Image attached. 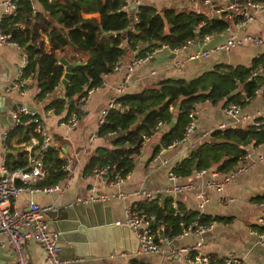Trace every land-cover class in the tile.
I'll return each instance as SVG.
<instances>
[{
    "label": "crops",
    "instance_id": "0c3cea01",
    "mask_svg": "<svg viewBox=\"0 0 264 264\" xmlns=\"http://www.w3.org/2000/svg\"><path fill=\"white\" fill-rule=\"evenodd\" d=\"M0 0V17L2 6ZM33 1V0H32ZM128 8L135 9L139 4L135 0H123ZM147 4L155 12L165 10L175 12L196 11L208 18L218 16L215 9L223 5L222 0H212L204 4L203 0H142L140 4ZM88 14H83L87 17ZM91 16L97 18L96 13ZM250 35L264 38V11L257 12L253 18L242 26L229 24L224 31L212 33L207 39L192 41L176 52L165 47H157L148 55V58L135 66L130 73L129 82L123 94L137 93L145 87L165 78L191 79L205 71L211 70L215 65L248 66L251 60L263 55L262 46L246 43L231 47L221 53H211L204 58L187 59L190 53L198 50L209 49L224 42L231 35ZM24 50L10 45H0V168L7 170L11 160L23 152L27 157V146H31V154L38 149L33 146L30 135L28 141H22V132L7 136L10 129L8 111L16 105H25L34 109L41 117V125L50 136L52 146L58 150V156L63 157L66 165V175L60 181L63 187L72 183V187L65 193L64 199L52 201V192L39 194L35 198L26 191H21L11 203L22 206L29 200L40 206L52 204L56 210L52 216L47 217L49 226L59 235L60 258L63 264H130L136 260L143 264H186L182 260L173 259L167 254L169 247L189 248L195 247L197 251L208 253L217 258L232 254L241 258L246 264H264V245L259 244L258 237L254 234L252 225H258L264 218V207H257L253 203L264 198V159L257 160L255 156L264 149V142L250 147L247 160L250 167L246 172L233 176L221 193L204 185L209 178V173L214 169L206 170L202 175L193 172L187 178L175 177L170 179L168 173L175 164L187 157L190 151L201 141L206 140L210 133L224 127L244 126L252 120L263 115L264 100L256 93L244 107L239 109L236 119L225 115L222 111V102L214 105L204 101L197 104L198 114L189 135L175 144L160 149L154 156L152 149L158 142V136H150L140 153L134 157L133 167L127 173L117 188H111L104 174H83V167L87 156L93 148L105 145L106 142L97 136L93 139L92 146L88 147V137L96 132L98 113L108 100L119 97L117 88L125 74V65L133 58V52L123 54L118 60L117 67L101 76L102 84L94 88L89 94L88 102L82 114L78 116L74 128L67 129L63 124L65 110L55 114L53 110L44 106L50 99L61 97L63 88L60 84L43 99H36V89L31 78L24 80V89L15 86L17 69L21 62ZM175 62H180L174 67ZM34 134V133H33ZM26 141V142H25ZM145 156L142 160L141 157ZM28 167V166H27ZM21 168L23 170L27 169ZM20 170V169H16ZM13 170L8 171L7 173ZM37 179L34 182L39 181ZM190 181L196 184L198 190L208 197V203L202 210L198 208L195 196L196 189L172 193L170 188ZM17 184L22 181L16 180ZM59 182V183H60ZM69 182V183H68ZM29 183V184H31ZM119 192L121 198H109L92 210L91 203L77 202V198H86L91 194L101 195ZM136 191H145L151 194L152 199L162 200L171 198L172 207L179 205L185 212H199L216 218L213 228L201 235L188 233L180 237H173L169 243H161L158 253H136L137 240L132 230L123 224L115 225L116 221H123L124 209L141 202L135 196ZM63 194V190L58 195ZM229 197L231 201L225 202ZM48 203V204H47ZM50 203V204H49ZM95 213V214H94ZM95 215V216H94ZM95 220L111 221L109 224L95 225ZM78 228H81L80 230ZM25 253L31 264H46L41 248L33 241L26 242ZM0 264H14V258L8 251L5 237L0 234ZM217 264V263H216Z\"/></svg>",
    "mask_w": 264,
    "mask_h": 264
},
{
    "label": "trees",
    "instance_id": "16d2710c",
    "mask_svg": "<svg viewBox=\"0 0 264 264\" xmlns=\"http://www.w3.org/2000/svg\"><path fill=\"white\" fill-rule=\"evenodd\" d=\"M13 2L16 8L2 18L0 28L24 50L26 64L21 69L20 79H32L36 99H43L59 85L63 66L58 63V57L68 63L80 62L73 68L62 96L50 99L44 106V110H53L55 114L65 110V116L77 112V98L90 88L99 86L101 76L112 71L123 54L133 52L134 57L144 58L157 47L174 50L186 41H199L206 35L220 33L229 24L235 25L241 20L238 12L232 13L230 18L222 14L208 18L196 11L165 10L157 13L143 3L131 9L123 0ZM93 13L98 17L91 16ZM83 14L88 16L83 17ZM24 87L23 84L19 90ZM256 93L264 100L262 54L253 58L248 66L215 65L188 80L165 78L137 93L121 94L115 99L117 107L107 112L104 122L95 132L106 144L93 148L89 153L83 174H90L92 168H106L107 181L113 175L125 177L133 167L134 157L142 149L141 135L158 136L151 152L154 156L160 149L181 139L192 105L206 101L212 105L222 102L223 107L233 103L242 108ZM80 114L82 112L78 116ZM173 117L174 124L168 129ZM254 121L259 124L212 131L187 157L172 166L170 172L180 178H187L202 169L228 173L250 147L264 142V116ZM157 122L162 125L154 128ZM18 131L23 134L22 141H28L30 135L35 136L32 124L15 126L7 136ZM42 164L44 176L30 186L57 184L65 177V160L58 156V150L52 145L43 151ZM26 167L27 157L20 152L11 160L7 170ZM170 201V197L142 201L136 203L134 209L148 216L151 232L155 233L162 225L160 234L167 238L174 237L194 220L199 224L217 220L199 212H185L179 205L172 207ZM251 228L264 235V218L261 225L254 224ZM130 264L143 263L132 260Z\"/></svg>",
    "mask_w": 264,
    "mask_h": 264
},
{
    "label": "built area",
    "instance_id": "2783aa9c",
    "mask_svg": "<svg viewBox=\"0 0 264 264\" xmlns=\"http://www.w3.org/2000/svg\"><path fill=\"white\" fill-rule=\"evenodd\" d=\"M212 0H203L204 4H210ZM224 3L222 6L215 9L216 14H222L225 18H230L232 13L238 12L241 20L235 24L236 26H242L253 18V15L257 12L264 11V0H244L239 2V0H222ZM142 0H135V4H140ZM2 14L0 17V23L2 18L10 14L15 10L16 6L13 0H3L1 2ZM134 22L136 21L135 16L133 17ZM208 35L204 36L202 39H207ZM190 41L180 47L184 48ZM251 43L253 45L262 46L264 48V38L255 37L250 35L234 36L231 35L224 42L219 43L209 49L198 50L193 53H190L187 56V59H196L204 58L210 55L211 53H221L229 50L231 47ZM0 45H10L19 48V46L10 39V35L7 32H4L0 28ZM164 47V46H162ZM171 50L176 52L178 49ZM264 55V52H263ZM148 56L144 58L134 57L125 65V74L120 81L117 92L118 95L121 94L126 85L129 82L130 73L133 68L137 66L140 62L146 60ZM26 64V55L22 54L21 62L17 69V77L15 80L16 88H20L24 84V79H20L21 69ZM181 64L180 62H175L174 67H178ZM117 67V64L113 66V69ZM102 84V81L100 85ZM96 88L92 87L87 90L84 94H81L76 100V109L77 112H70L64 118L63 124L67 129L74 128L78 114L81 113L86 103L89 99V94L91 91ZM117 97H112L108 100L106 105L100 109L98 117L96 120V127H99L105 119L107 112L111 109L117 107V102L115 101ZM239 107L236 104L229 103L225 105L222 109L223 113L233 119L237 118L239 113ZM263 115L264 116V106H263ZM198 114L197 104L192 105V108L189 110L188 122L184 125L183 131L181 134V139H185L191 132L194 120ZM8 117L10 120V127L14 128L15 126L26 124H32V132L36 135L37 138L32 139L33 146H37L38 149L35 150V153L31 154V146H27V169L23 170H13L9 173L5 170L4 167L0 168V234L5 237L8 251L12 254L14 258V264H31L25 253V244L26 242L33 241L35 242L43 251L44 259L46 264H63L64 260L60 258V244L58 242L57 232L52 230L49 226V221L47 216L52 214L56 208L50 204L46 206H40L29 200L22 206H16L14 203H11V200L15 199L19 192L26 191L29 194L34 192L40 193H50L53 191H61L57 184L48 185V186H30L29 183L41 179L44 176L43 170V151L46 147L51 146V138L46 133L44 127L41 125V117L36 113L34 109L28 108L25 105H16L8 111ZM252 125L257 126L259 122L252 120ZM162 125L161 122H157L154 128ZM224 128V125L220 126V129ZM96 137L95 134L88 137V147L92 146L93 139ZM143 140L142 147L149 140L150 136L141 135ZM178 140V141H180ZM178 141H174L171 145L175 144ZM249 151H246L242 158L238 161L237 165L228 173H218L216 170H212L209 173V178L204 182V185L214 191L221 193L226 185L230 182L234 175L246 172L250 163L247 160L249 157ZM257 160L264 159V149L255 156ZM66 170V165H64ZM206 170L197 171L198 175H202ZM91 174H106V168L91 169ZM168 177L174 179L175 176L169 172ZM124 177L113 175V177L108 180V185L111 188H117L118 185L123 181ZM16 180L22 181V184H17ZM66 186V183L64 187ZM196 184H193L190 181L181 183L178 185H173L170 188V192L179 193L192 189H196V198L198 201V208L202 210L205 204L208 203L207 195L198 190ZM135 196L141 199L142 201H149L151 194L145 191H136ZM122 195L119 192H112L110 194H101L96 198L89 194L86 198H77V202L88 203L95 200H106L109 198H121ZM231 201V198L227 197L225 202ZM257 207H264V199L253 203ZM135 206V205H134ZM134 206L127 207L124 209L123 221L114 222L115 225L123 224L126 227L130 228L137 240L136 253H158L160 251L161 243H169L171 238L162 236L160 233L163 229L162 225L158 226V230L153 233L149 229V218L148 216L134 209ZM258 224H262V220L258 221ZM214 225V221H209L207 224H199L194 220L192 223L188 224L186 227L182 228L181 231L176 234L174 237H180L188 233H193L196 235H201L205 232H209ZM254 234L258 237L259 244L264 245V235L254 231ZM168 255L173 259L182 260L186 264H212L216 261H219L220 264H246L241 258L236 257L232 254H226L217 258L205 252H200L195 249V247L189 248H175L169 247L166 249Z\"/></svg>",
    "mask_w": 264,
    "mask_h": 264
},
{
    "label": "water",
    "instance_id": "95a60500",
    "mask_svg": "<svg viewBox=\"0 0 264 264\" xmlns=\"http://www.w3.org/2000/svg\"><path fill=\"white\" fill-rule=\"evenodd\" d=\"M57 61H58L59 64H61L63 66V74H62V77L59 80V84L64 89L67 86V84H68V81L70 79L71 72H72L73 68L76 67V66H79L80 65V62L76 61V62H70V63H68L62 57H58V60ZM84 90H86V88H84ZM70 101L71 100H69L68 102H70ZM1 111H2V108L0 107V112ZM173 124H174V117L172 118V120L170 121V123L167 125V128L170 129ZM144 157L145 156H142L140 160H142ZM96 197H97V195H94V198H96ZM102 202H105V201L104 200H102V201H99V200L92 201V203H91L92 210L96 212L97 207L100 206V204H102ZM52 214H49L47 217L52 216ZM94 221H95V225H101L102 223L103 224H109V223H111V221L106 222V219L105 220H102V221L101 220H98V219L95 220V217H94ZM150 224H151V222H149V225ZM78 229L80 230L81 228H78ZM57 235H58V233H57ZM58 242H59V235H58Z\"/></svg>",
    "mask_w": 264,
    "mask_h": 264
},
{
    "label": "rangeland",
    "instance_id": "374dc122",
    "mask_svg": "<svg viewBox=\"0 0 264 264\" xmlns=\"http://www.w3.org/2000/svg\"><path fill=\"white\" fill-rule=\"evenodd\" d=\"M69 183V182H68ZM58 186H59V188L60 189H62L63 190V194H61V195H58V193H59V191H53L52 193H50V194H52L51 196H52V201L53 202H55V201H60L61 199L63 200L64 199V196H65V193L72 187V183H69L68 184V187H66V188H64L63 187V183L62 182H60V183H58ZM28 195H30L31 197H33V198H35V196L36 195H39L40 194V192H34V193H32V194H29L28 192H26ZM19 194H20V192H19ZM18 194V195H19ZM42 194V193H41ZM43 194H46V193H43ZM47 194H49V193H47ZM55 197L57 198V200H55L54 201V199H55ZM264 199V198H263ZM36 204H38V203H36ZM48 204V203H47ZM50 204V203H49ZM235 256V255H234ZM218 264H220L219 262H218Z\"/></svg>",
    "mask_w": 264,
    "mask_h": 264
}]
</instances>
